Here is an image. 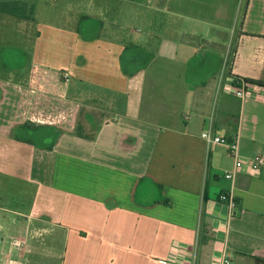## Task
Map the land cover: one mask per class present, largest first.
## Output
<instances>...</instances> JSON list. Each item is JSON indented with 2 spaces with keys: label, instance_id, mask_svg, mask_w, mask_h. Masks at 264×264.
<instances>
[{
  "label": "crops",
  "instance_id": "crops-1",
  "mask_svg": "<svg viewBox=\"0 0 264 264\" xmlns=\"http://www.w3.org/2000/svg\"><path fill=\"white\" fill-rule=\"evenodd\" d=\"M143 1L0 0V264H264V0Z\"/></svg>",
  "mask_w": 264,
  "mask_h": 264
},
{
  "label": "built area",
  "instance_id": "built-area-1",
  "mask_svg": "<svg viewBox=\"0 0 264 264\" xmlns=\"http://www.w3.org/2000/svg\"><path fill=\"white\" fill-rule=\"evenodd\" d=\"M243 1V0H241ZM241 78L234 77L232 74V53L229 52L225 60L223 70L220 74V86L224 93H228L240 100H245L256 92L264 91V88L251 85L245 82ZM257 94V93H256ZM202 139L209 146H223L234 159V169L230 172H226L225 177L229 180H234L237 171H240L244 167H247L251 172L258 173L264 166V158L262 156H256L250 159H243L240 155L239 140L237 137L229 140L225 137L218 136L212 130L203 132ZM220 201L226 203L233 210L236 207L234 201L227 195L220 197ZM16 247H21L22 242L15 241ZM220 264H233L230 258H225Z\"/></svg>",
  "mask_w": 264,
  "mask_h": 264
},
{
  "label": "rangeland",
  "instance_id": "rangeland-1",
  "mask_svg": "<svg viewBox=\"0 0 264 264\" xmlns=\"http://www.w3.org/2000/svg\"><path fill=\"white\" fill-rule=\"evenodd\" d=\"M36 1L37 0H34L35 4H36ZM147 1L148 0H144L143 4L146 5ZM31 2H32V0H31ZM57 9L59 10V12H55L56 16L52 17L51 20L52 21H57L58 20V16H59V19H60L59 22L63 23V21H62L63 18L60 17V16L62 15L61 13L65 12V11L61 10V8H58V7H57ZM6 36L11 40V42H14V43H21L22 42V40H20L18 38V33H16L15 31H11V34L7 35V29H3L2 34L0 35V46L2 45L3 40L6 38ZM17 38H18V40H17ZM22 47L28 48L29 46L27 44L26 45L22 44ZM11 63H13V62H11ZM28 63H29V56L27 55L25 58L23 57V60L19 61V66L18 67L20 69H22L24 67V65L26 66ZM12 66L14 68H17V66L14 65V64H12ZM38 131H39V133H42V132L45 133V129L39 128ZM16 184H19V183H16ZM8 207H10V206H6L5 204L0 203V217H4V216L14 217V216H12V215H10L8 213H4L2 211V208H8Z\"/></svg>",
  "mask_w": 264,
  "mask_h": 264
},
{
  "label": "trees",
  "instance_id": "trees-1",
  "mask_svg": "<svg viewBox=\"0 0 264 264\" xmlns=\"http://www.w3.org/2000/svg\"><path fill=\"white\" fill-rule=\"evenodd\" d=\"M246 83H249V84H251V85H254V86H258V87H262V88H264V84H262V83H260V82H255V81H245ZM77 135L79 136V137H81V138H91V136L90 135H85L84 134V128H83V126H82V124L81 123H79V125H78V128H77Z\"/></svg>",
  "mask_w": 264,
  "mask_h": 264
}]
</instances>
